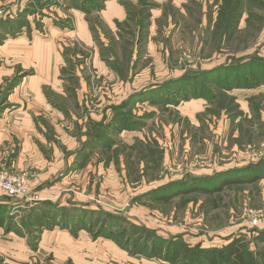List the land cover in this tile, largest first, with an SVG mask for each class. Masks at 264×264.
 <instances>
[{
  "label": "rangeland",
  "instance_id": "374dc122",
  "mask_svg": "<svg viewBox=\"0 0 264 264\" xmlns=\"http://www.w3.org/2000/svg\"><path fill=\"white\" fill-rule=\"evenodd\" d=\"M86 1L0 0V119L24 106L0 121L10 134L0 172L29 178L21 197L0 187V202L17 205L0 226V264H137L122 245L135 228L204 246L245 237L264 251L251 240L261 229L251 219L264 211V179L137 201L174 180L264 159V88L235 89L213 103L163 105L147 94L187 67L264 55V0H243L231 34L220 27L228 0H95L90 14L76 5ZM99 122L117 123L115 131L109 124L112 143L97 144ZM48 200L67 208L64 220L54 209L52 226L29 215ZM85 208L95 215L79 219Z\"/></svg>",
  "mask_w": 264,
  "mask_h": 264
},
{
  "label": "trees",
  "instance_id": "16d2710c",
  "mask_svg": "<svg viewBox=\"0 0 264 264\" xmlns=\"http://www.w3.org/2000/svg\"><path fill=\"white\" fill-rule=\"evenodd\" d=\"M37 1L39 6H43L44 0ZM142 2L145 5L149 4L146 0H142ZM242 3L243 0H228L224 9L226 14H228L227 17L223 19L222 13L220 14V27L223 30L225 29L226 33L229 31L228 34H231L233 29H237L236 23L237 18L241 15L239 9ZM97 4L95 0H87L83 4L76 2L78 7L89 14L92 5L98 7L99 4ZM12 24L13 26H19L20 22L17 21ZM259 88H264V55L252 54L242 57L233 56L228 61L210 69L203 68L201 65L196 68L187 67L180 76L165 81L159 85V88H155L154 91H148L147 94L149 97H153L152 100L163 105H168L169 103L178 104L180 100L188 101L193 98L205 99L209 103H213L216 100H221L225 94H229L235 89ZM160 91L162 93H159ZM126 105L127 103L122 106L125 107ZM118 114L120 118L124 115L120 112ZM129 122L123 120V123ZM109 124H113V130L118 128L117 123L111 122ZM109 124L105 125L104 122L95 124V128L98 129L97 137H100L97 140V144L103 145L107 142H113L110 136L107 135ZM124 125L128 126L127 124ZM103 133H106L107 136H104ZM189 178L191 179L174 180L158 189L150 190L139 196L140 198L137 201L153 198L154 200H165L167 202L180 194L196 191L214 193L228 185L254 183L264 179V159L245 167L219 172L209 177L191 176ZM40 204H45V207L35 205L34 209L30 208L29 211V215L38 224L43 223L44 216L49 218L46 220L51 224V220L56 218L55 215L59 212L62 214L58 217L59 219L61 217V220H64V217H66L64 212L67 208L65 206H60V204L55 206L54 203H49V200ZM10 207H17V205L13 206L10 203L0 202V226L11 223L10 221L14 218L11 214L8 217L4 215L6 212L9 213L8 209ZM22 208L18 207L16 209ZM75 208L79 209L77 206ZM54 209L59 212L54 211ZM83 210V214H80L82 216H78L79 219L88 215H95L94 210L86 208ZM117 219L122 218L118 216ZM115 223L118 226L122 225L118 221H115ZM135 231H137L136 237L131 242L123 243V247L128 248L129 246V252L134 256L156 259L165 264H264V251L252 250L249 241L245 237H238L223 246H204L200 243L192 245L180 236L175 237L173 240H167L155 235L153 232L150 233L148 229L144 228L142 230L135 228ZM251 240L256 245L264 243V228L259 229Z\"/></svg>",
  "mask_w": 264,
  "mask_h": 264
},
{
  "label": "built area",
  "instance_id": "2783aa9c",
  "mask_svg": "<svg viewBox=\"0 0 264 264\" xmlns=\"http://www.w3.org/2000/svg\"><path fill=\"white\" fill-rule=\"evenodd\" d=\"M0 187L12 197H21L28 192L29 178L26 174L7 175L0 172ZM252 224L255 228H264V211L252 212Z\"/></svg>",
  "mask_w": 264,
  "mask_h": 264
},
{
  "label": "crops",
  "instance_id": "0c3cea01",
  "mask_svg": "<svg viewBox=\"0 0 264 264\" xmlns=\"http://www.w3.org/2000/svg\"><path fill=\"white\" fill-rule=\"evenodd\" d=\"M45 106H47L48 108H49V106H50V108H51V105L49 104V103H46L45 104ZM23 107L24 106H14L12 109H10V110H8L7 112H5L3 115H2V118L0 119V121H2L3 119H6V120H9L10 118H13L14 116H15V114L16 113H19V112H21V111H19V110H23ZM30 107V106H29ZM53 110V112H56L55 110V108H52ZM11 112V115H10V117H8L6 114L8 113V112ZM23 114H25V119L26 120H28V122H29V130H31L30 131V134L31 135H33L34 134V132H37V129H32L33 127H32V125L34 124V123H36V122H33L32 121V114L30 113V112H28L27 113V111L25 112V113H23ZM22 129H25V130H27V127H23ZM10 139V134H8L7 133V130H6V128H3V129H1V132H0V145L3 143V142H6L7 140H9ZM31 141H32V139H31ZM36 141H37V137H36ZM47 166H45V168H46ZM136 257H140L141 259H138V260H136V259H133V260H135L136 262H137V264H159V263H157V260L156 261H154L153 259H149V258H145V257H141V256H136ZM130 258V257H129ZM131 260V259H130ZM160 262V261H159ZM161 264H165V263H163V262H161Z\"/></svg>",
  "mask_w": 264,
  "mask_h": 264
}]
</instances>
